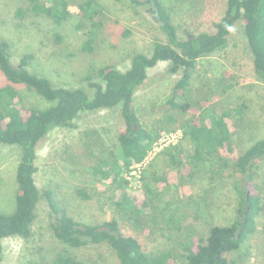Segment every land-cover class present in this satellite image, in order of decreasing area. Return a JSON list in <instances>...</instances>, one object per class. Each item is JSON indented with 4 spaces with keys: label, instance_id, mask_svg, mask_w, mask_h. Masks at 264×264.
Returning a JSON list of instances; mask_svg holds the SVG:
<instances>
[{
    "label": "rangeland",
    "instance_id": "1",
    "mask_svg": "<svg viewBox=\"0 0 264 264\" xmlns=\"http://www.w3.org/2000/svg\"><path fill=\"white\" fill-rule=\"evenodd\" d=\"M92 1L93 8L98 9L94 18L100 25L94 28L93 50L88 52L83 50V42L89 37L88 29L77 28L84 19L80 18L76 6L71 8L72 17L55 23L46 15L29 12L25 0H0V39L8 42L12 63L17 64L28 55V70L47 77L54 86L88 89V81H99L97 70L100 67L111 65L123 71L130 66L135 52L150 54L154 40H165L151 6L116 0ZM159 1L170 14L181 39L212 31L213 22L218 20L225 6L224 0ZM18 8L24 11L23 18L17 16ZM54 33H59L62 40L56 41ZM168 67V61H159L148 68L147 79L135 90L133 108L149 131L164 125L169 129L159 134L146 158L128 170L123 169L122 176L128 180L127 187H139L143 169L153 161V165L146 169L149 177L162 175L170 183L163 199L174 205L179 198L186 212L185 223L205 235L211 225L233 221L239 174L231 166L225 167L220 174L218 171L211 174L208 171L211 161L202 163L199 170L189 174L192 170L187 154L191 146L180 142L182 130L179 125L193 117H201L203 113L213 118L224 109L232 110L237 120L234 150L223 154L231 164L255 141L264 138V80L255 74L241 19L233 25L227 46L199 58L191 70L182 97V101L189 103L186 111L175 109L169 103L181 72L171 74ZM4 81L0 74V82ZM18 89L24 105L38 108L49 105L33 91L23 87ZM169 115L173 117L170 123ZM73 123L72 127L52 129L37 143L35 183L40 190H50L58 204L75 219L86 223L108 220L117 215L108 184L110 179L95 169L100 158L116 161V170L122 168L118 134L124 122L120 106L81 112ZM86 133H90L92 138V145L88 147L85 144ZM177 143H182L184 154L181 156L182 164L174 167L168 165V157L160 156L159 151ZM19 157L17 145L0 144L2 213L11 212L15 206V169ZM215 161L217 163L216 158ZM216 163L214 170L218 169ZM253 169L254 183L258 187L251 186L250 191L264 199V154L253 161ZM77 189L91 193L92 198H82ZM196 208L199 211L194 219ZM51 221V209L46 200H41L37 205L31 237L3 239L1 264H49L52 256L64 249H69L71 255L83 264H117L115 255L105 244L78 249L66 247L55 237ZM119 224L126 234L140 240L148 254L165 251L175 239L173 236L174 239L169 240L159 231L134 229L121 219ZM228 257L242 264H264L262 215L256 216L255 228L239 251L230 253Z\"/></svg>",
    "mask_w": 264,
    "mask_h": 264
},
{
    "label": "trees",
    "instance_id": "2",
    "mask_svg": "<svg viewBox=\"0 0 264 264\" xmlns=\"http://www.w3.org/2000/svg\"><path fill=\"white\" fill-rule=\"evenodd\" d=\"M28 11L34 15H46L55 23L72 17V6H76L80 18L77 28L88 29L89 37L83 42V50L91 52L94 28L100 25L94 16L98 9L93 8L92 0H25ZM134 5L151 6L155 20L165 36V40H154L150 54L135 52L130 66L121 71L111 65L97 70L99 81H88V89L54 86L45 76L31 72L26 67L28 55L17 64L11 61L7 41L0 39V144L17 145L20 157L15 169L17 190L15 206L9 213L0 212V264L3 258L2 241L7 237L29 239L36 217L37 205L46 200L52 213L51 227L55 237L68 248H81L87 245L105 244L113 252L117 264H242L229 259L230 253L238 252L242 243L253 232L256 216L264 217V199L250 191L254 183L253 161L264 154V138L255 141L237 159L229 163L224 153L234 150L233 138L237 130L234 112L224 109L215 117L202 114L180 123L182 140L191 146L189 162L191 170H199L202 163H210L208 171L220 174L225 167L233 168L239 174L237 180V206L234 219L229 224L211 225L202 235L197 228L186 224V212L180 200L174 205L163 198L170 183L162 175L149 177L143 169L139 187H127L123 169L141 163L159 134L169 127L160 126L149 131L133 108L135 90L143 85L148 77L147 70L159 61H168L167 71L181 72L175 83L169 103L173 108L186 111L189 103L182 101L191 70L203 56L222 50L227 46L228 36L236 21H243L244 34L253 57L255 74L264 80V0H224V9L213 22V30L199 32L194 37L181 39L170 14L159 0H116ZM19 18L24 17L21 8L16 10ZM56 41L62 36L54 33ZM90 77V76H88ZM19 87L33 91L49 103L44 108L26 106L21 103ZM178 99V100H176ZM120 106L124 127L118 134L119 153L122 159L121 170H116V161L99 159L96 166L112 189V199L116 216L96 223H86L75 219L61 207L52 192L40 190L34 179L37 171L36 145L52 129L72 127L75 118L84 111ZM170 121L173 117L169 115ZM86 146L92 145L90 133H86ZM184 154L182 143L167 145L159 155L168 157V165L178 167ZM217 159V163L215 161ZM157 159V157H156ZM218 169L214 170V165ZM103 164V167L100 165ZM221 168V170H219ZM220 172V173H219ZM212 176V175H210ZM254 183V184H253ZM178 184V183H177ZM175 186V185H174ZM84 199L92 194L84 189L76 191ZM197 211L194 219L197 218ZM119 219L134 229L159 231L170 239H175L165 251L158 254L146 253L140 240L126 234ZM174 236V237H173ZM49 264H83L71 255L69 249L56 252Z\"/></svg>",
    "mask_w": 264,
    "mask_h": 264
}]
</instances>
